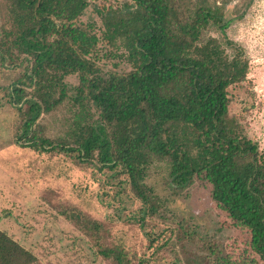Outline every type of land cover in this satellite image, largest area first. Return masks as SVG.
I'll list each match as a JSON object with an SVG mask.
<instances>
[{"label":"trees","instance_id":"trees-1","mask_svg":"<svg viewBox=\"0 0 264 264\" xmlns=\"http://www.w3.org/2000/svg\"><path fill=\"white\" fill-rule=\"evenodd\" d=\"M5 1L11 27L0 25V62L29 65L26 81L6 94L17 110L28 105L17 144L117 169L140 203V225L156 211L145 184L149 164L162 161L173 188L209 184L215 210L244 236L249 252L226 264H264V152L229 115L228 88L246 79L249 66L243 47L228 38L221 10L206 3L191 8L186 0H124V9H105L100 37L94 24L80 22L87 0ZM100 38L124 48L128 71L103 72ZM72 76L77 85L70 88L65 79ZM66 100L79 112L72 140L56 142L41 135L37 121ZM91 108L98 118L87 123ZM34 261L0 231V264Z\"/></svg>","mask_w":264,"mask_h":264},{"label":"rangeland","instance_id":"rangeland-1","mask_svg":"<svg viewBox=\"0 0 264 264\" xmlns=\"http://www.w3.org/2000/svg\"><path fill=\"white\" fill-rule=\"evenodd\" d=\"M246 1L186 3L191 8L199 3L218 7L229 21L228 38L243 47L248 73L242 83L228 88L229 115L264 152V0H253L238 20ZM87 2L80 22L94 24L101 37L105 9H124V0ZM0 25L11 27L5 0H0ZM209 34L218 36L214 30ZM97 50L103 72L130 69L123 47L101 39ZM27 66L25 60L15 68L0 62V231L35 258L32 264H226L229 256L249 252L244 236L215 210L210 185L195 182L184 190L173 188L162 161L149 164L145 184L153 191L156 211L140 225V203L131 197L117 169L103 168L96 159L80 164L63 153L18 145L28 105L22 103L17 110L6 94L16 82L26 81ZM65 82L71 88L77 78L67 77ZM78 112L66 100L55 111L41 114V135L70 142ZM96 118L94 108L87 111V123ZM105 249L115 254L105 257Z\"/></svg>","mask_w":264,"mask_h":264}]
</instances>
